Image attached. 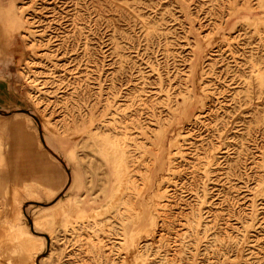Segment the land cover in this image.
I'll list each match as a JSON object with an SVG mask.
<instances>
[{
	"label": "rangeland",
	"instance_id": "rangeland-1",
	"mask_svg": "<svg viewBox=\"0 0 264 264\" xmlns=\"http://www.w3.org/2000/svg\"><path fill=\"white\" fill-rule=\"evenodd\" d=\"M231 1L0 0L21 23L0 53V264H264V0ZM107 136L153 216L134 244ZM37 161L66 176L51 197Z\"/></svg>",
	"mask_w": 264,
	"mask_h": 264
},
{
	"label": "bare ground",
	"instance_id": "bare-ground-1",
	"mask_svg": "<svg viewBox=\"0 0 264 264\" xmlns=\"http://www.w3.org/2000/svg\"><path fill=\"white\" fill-rule=\"evenodd\" d=\"M245 6L249 5L248 1H245L244 3ZM240 5L237 3L236 0H232L230 3V7L231 9H233L234 11H238L240 9L239 7ZM245 6H241V7H245ZM12 10V9H11ZM10 10V7L7 11L3 12V14H0V20L2 22H0L2 25L4 26L3 29L0 28V53H8L9 51V46L12 43V36L14 34H16V32H19L21 29V23L19 24L18 20V16L14 15L12 13V11ZM20 12V11H19ZM244 18H248L250 21L253 19L251 18V16H245ZM238 19V18H237ZM240 19V18H239ZM255 19V18H254ZM23 20V19H22ZM22 22V21H21ZM256 23V22H255ZM259 23V22H258ZM226 34V33H225ZM203 40V39H202ZM199 41V40H198ZM201 42V41H200ZM217 42V41H216ZM230 44V43H229ZM202 45V44H201ZM12 49V48H11ZM202 50V49H201ZM10 52V51H9ZM196 52V51H195ZM198 52V51H197ZM212 52V51H211ZM194 53V52H193ZM195 57V56H194ZM198 57V56H196ZM196 61V60H194ZM201 61V60H200ZM205 62V61H204ZM191 64V63H190ZM197 66V65H196ZM198 68V67H197ZM254 71V70H253ZM195 75V74H194ZM257 75V74H256ZM259 76L261 75L260 73L258 74ZM10 81V80H9ZM4 82V81H3ZM7 83V82H6ZM9 84V83H8ZM192 84V83H191ZM12 87V86H11ZM10 88V87H9ZM11 89V88H10ZM15 92V91H14ZM194 95V94H193ZM5 99V98H4ZM196 99V98H195ZM3 100V99H2ZM183 100V99H182ZM11 102V101H10ZM188 102V101H187ZM194 102V101H193ZM6 103V102H5ZM14 103V102H13ZM184 106V105H183ZM185 107V106H184ZM198 108V107H197ZM195 113V112H194ZM177 115V114H176ZM184 120V119H183ZM176 121V120H175ZM90 122V121H89ZM21 123V122H20ZM49 123H45L46 128L48 129H52L50 126H48ZM172 124V123H171ZM12 125V124H11ZM31 126V125H30ZM169 127V126H168ZM10 129V128H9ZM13 130V129H12ZM29 132V131H28ZM28 132L25 131V129H21L19 134V143L21 146L22 150H26L27 152H29L30 149V145L28 142V137L30 136V134H28ZM163 132V131H162ZM166 133V132H165ZM61 136V135H60ZM159 136V135H158ZM161 136V135H160ZM52 139V138H51ZM107 140V144L108 147H110V151H108L107 156H106V160L107 162L110 164V184L109 187L107 188L105 192V195H107V197H111L113 196L114 192L116 191L115 189L118 188H122L121 191H119V195H120V201H116V204L113 206V211H117L121 214L118 215V223H120L119 227L122 229L121 231V235L122 232L125 235L126 241L127 240H132L134 238V234L140 232L141 230H146V228H148L149 226H151L153 224V216H150L149 219L146 216V210L144 207L142 206H137L135 205L133 199L131 198V196H128V191L131 187H134L133 185H135L136 179L134 176V171H135V167H132V162H138V160H134L133 159V153L131 151V149H125L126 144L124 143H117L115 139H111V136H107L106 137ZM161 140V139H160ZM4 143V142H3ZM2 143V144H3ZM12 143V142H11ZM51 143V141H50ZM1 144V143H0ZM106 144V142H105ZM13 145V144H12ZM54 146V145H53ZM159 146H162V141H159ZM161 149V147H160ZM73 150V149H72ZM140 150L139 153L140 154V159L139 161L144 160V155H145V147H143ZM145 150V151H144ZM150 150V149H149ZM72 154V151H70ZM165 152V151H164ZM26 153V152H25ZM112 153V154H109ZM156 153V152H154ZM158 153V152H157ZM28 156L32 159L33 161V157L31 155V153H27ZM68 154V153H67ZM162 156V155H161ZM137 158V157H136ZM164 158V157H163ZM68 159V158H67ZM69 160V159H68ZM166 160V159H165ZM5 161V160H4ZM132 161V162H131ZM157 161V160H156ZM81 162V161H80ZM38 163V167L41 166V171L42 173L47 177V179L54 183L52 184L49 188V192H48V197H51L54 192L57 191L58 188H60L61 184L65 181L66 176L63 174V172L61 171L59 173V177L56 179L55 177H53L52 175L49 176V174L47 175L48 171L47 169H43L42 168V162L41 161H37ZM168 163V162H167ZM159 164V163H158ZM77 165V164H76ZM115 165V166H114ZM116 165H118V169H116ZM113 166V167H112ZM140 166V165H138ZM166 166V165H165ZM1 168V167H0ZM162 168V167H161ZM79 169V168H78ZM78 169H75L72 171V179H71V185L69 188L70 190H75V188H78L81 185V175L80 172L78 171ZM155 169V168H154ZM139 170V169H137ZM7 171V170H6ZM31 171V170H30ZM153 172V171H152ZM157 172V171H156ZM7 174V173H6ZM82 174V173H81ZM152 174V173H151ZM174 174V173H173ZM26 175V174H25ZM154 175V174H153ZM4 177V175H3ZM43 177V176H42ZM135 179V180H134ZM7 181V180H6ZM9 181V180H8ZM37 181V180H36ZM59 181V182H58ZM46 182V181H45ZM84 184V183H83ZM45 185V184H44ZM50 185V184H49ZM146 185V182L143 184V186ZM87 186V185H86ZM120 186V187H119ZM69 187V186H68ZM89 187V186H88ZM142 188V186H141ZM159 189H161L159 187ZM79 190V189H78ZM89 191V190H88ZM78 192V191H77ZM83 193V192H82ZM78 194V193H76ZM164 193H160L158 194H154L156 195V199L161 200L162 196ZM79 201V205H80V211L83 212L84 214H87L88 212L92 211V210H96L97 207H90V210H87L86 206H83L81 203V199L83 198V196H79L76 197ZM89 198V197H88ZM71 199L69 196H67V200ZM89 202V201H88ZM61 202H59L58 206L60 205ZM92 203V201H91ZM128 209L129 213L131 214L130 216L128 215L127 218L123 216L122 214V210ZM68 215H70L68 213ZM120 216V217H119ZM133 216V217H132ZM160 218V217H159ZM41 219V216H35L34 221L35 224L37 225L38 228L39 227V220ZM148 219V221H147ZM57 220V219H56ZM147 221V222H146ZM65 223H70L68 221H66ZM158 227V225H157ZM154 228V227H153ZM44 229V228H43ZM152 229V228H150ZM48 231L50 233H52V228H49ZM54 232V231H53ZM148 232V231H147ZM172 232V231H171ZM147 235V234H146ZM158 235V234H157ZM156 240V239H155ZM145 241V240H144ZM130 242V241H129ZM125 243V241H124ZM136 243L135 242V238H134V242L133 244ZM127 244V243H126ZM129 244V243H128ZM138 244V243H137ZM125 245V244H124ZM132 246V244H130ZM44 247V239L43 237L40 239V241L37 243V245L32 246L31 248V253H30V257L32 258V260L34 259L35 255L40 252L42 250V248ZM111 247V246H109ZM107 249H110L107 247ZM127 249V248H126ZM129 253V252H128ZM132 253V252H131ZM130 253V254H131ZM135 253V252H133ZM143 253L145 252H141L139 253V255H137V261L141 262V257H143ZM129 255V254H128ZM127 256V254H126ZM130 256V255H129ZM135 256V255H134ZM127 258V257H126ZM127 261V260H126ZM142 264H146V259H144V261L142 262Z\"/></svg>",
	"mask_w": 264,
	"mask_h": 264
},
{
	"label": "built area",
	"instance_id": "built-area-1",
	"mask_svg": "<svg viewBox=\"0 0 264 264\" xmlns=\"http://www.w3.org/2000/svg\"><path fill=\"white\" fill-rule=\"evenodd\" d=\"M107 247H108V246H107ZM107 247H106V249H105V250H106V252L108 251Z\"/></svg>",
	"mask_w": 264,
	"mask_h": 264
}]
</instances>
